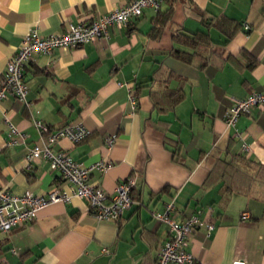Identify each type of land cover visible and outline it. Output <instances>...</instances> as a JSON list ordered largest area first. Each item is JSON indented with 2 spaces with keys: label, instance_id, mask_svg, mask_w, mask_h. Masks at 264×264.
I'll return each instance as SVG.
<instances>
[{
  "label": "crops",
  "instance_id": "crops-1",
  "mask_svg": "<svg viewBox=\"0 0 264 264\" xmlns=\"http://www.w3.org/2000/svg\"><path fill=\"white\" fill-rule=\"evenodd\" d=\"M128 1L0 0V80L31 29L41 36L59 34L69 24L96 20ZM171 5L170 21L158 34L156 16ZM203 14L224 16L239 28L227 41L202 26ZM170 27L208 34L210 44L200 50L209 57L204 68L169 56ZM159 65L180 79L145 83ZM24 78L28 107L13 97L0 101V188L38 196L69 188L43 159L25 169L28 149L40 142L33 120L50 129L81 124L90 132L79 143L60 140L57 149L83 167L109 160L108 170L89 176L105 194L112 195L127 177L136 185L133 203L118 223H98L87 202L75 197L47 206L32 223L0 234L3 264H156L167 227L151 213L171 201L176 221L198 214L214 226L209 235L205 227L191 233L187 251L195 264H264V202L229 192L222 182L205 184L218 159L242 155L264 166V113L252 109L231 128L224 122L234 100L264 91V0H162L159 12L144 9L121 29L111 28L106 39L34 55ZM181 87L184 100L159 113L150 91ZM6 123L25 140L11 136L18 144L8 146ZM107 136L115 137L111 150L104 145ZM242 212L248 219L240 220Z\"/></svg>",
  "mask_w": 264,
  "mask_h": 264
},
{
  "label": "built area",
  "instance_id": "built-area-1",
  "mask_svg": "<svg viewBox=\"0 0 264 264\" xmlns=\"http://www.w3.org/2000/svg\"><path fill=\"white\" fill-rule=\"evenodd\" d=\"M161 4L162 0H129L124 6L96 20L69 24L67 29L59 34L41 36L36 29H31L22 37L16 51L8 58L0 80V101L13 97L28 107L24 69L34 55H49L56 49L66 51L99 42L108 37L111 28L121 29L129 21L139 18L144 9L159 12ZM243 30L248 31L249 27L244 26ZM252 109H259L264 113V91H254L243 99L234 100L224 114L226 126L234 127L237 120L249 114ZM32 124L40 134V142L28 149L24 157L25 169H30L34 160L43 159L49 164L50 169L57 172L69 185V188H56L42 196L30 191L15 195L6 188H0V234H7L19 226L32 223L42 209L56 203L67 204L73 197L87 202L90 213L98 223H118L123 213L133 203L132 190L136 185L135 179L133 177L122 179L117 183L112 195L105 194L99 186L89 182V176L93 172L103 173L108 170L112 166L109 160H99L88 167H83L66 152L57 149L62 139L74 144L86 139L90 132L83 125H65L58 129H50L37 120H33ZM6 126L8 146L18 144L11 136L19 137L22 142L25 140V135L11 124L6 123ZM114 139V136L105 137L104 145L107 150L113 147ZM243 149L246 151L247 146L243 145ZM173 212L174 203L171 201L165 205L163 211L151 213L152 219L167 227V238L158 250L156 264H195V258L187 251L190 235L199 227H205L209 235L214 226L202 221L198 214H192L178 222L173 218ZM248 217L247 212L240 213V220H246ZM12 252L14 253L13 250ZM0 264L3 262L0 261Z\"/></svg>",
  "mask_w": 264,
  "mask_h": 264
},
{
  "label": "trees",
  "instance_id": "trees-1",
  "mask_svg": "<svg viewBox=\"0 0 264 264\" xmlns=\"http://www.w3.org/2000/svg\"><path fill=\"white\" fill-rule=\"evenodd\" d=\"M175 1L178 0H168L170 4ZM171 15L172 5L169 10L156 16L153 30H156L159 34L165 25L169 23ZM201 22L207 31L214 29L224 35L227 41L231 40L239 28L238 23L224 16L215 17L203 14ZM170 28L172 30V48L169 50V56L189 65L196 61L199 63V69L204 68L209 57L202 55L200 50L210 44L208 34L203 32L188 34L180 28ZM176 79H180V77L159 65L152 74L151 79L145 81V83L149 85L157 82L167 83ZM140 87L138 85L137 89ZM149 96L158 112L165 114L184 100L185 92L181 87L169 93L150 91ZM217 182H222L229 192L242 193L264 202V166L245 156L232 155L228 160L218 159L206 178L205 184L213 185Z\"/></svg>",
  "mask_w": 264,
  "mask_h": 264
}]
</instances>
